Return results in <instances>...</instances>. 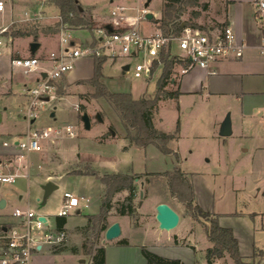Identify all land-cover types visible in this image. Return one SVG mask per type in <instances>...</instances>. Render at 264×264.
Returning <instances> with one entry per match:
<instances>
[{"label": "rangeland", "instance_id": "374dc122", "mask_svg": "<svg viewBox=\"0 0 264 264\" xmlns=\"http://www.w3.org/2000/svg\"><path fill=\"white\" fill-rule=\"evenodd\" d=\"M14 1L19 3L18 0ZM206 1L198 0L197 4L186 6L180 19L188 24L197 23L204 28L212 25L211 12L210 14L205 13L202 9V5ZM79 2L108 16L110 9L115 5V3L111 4L110 0H79ZM163 3V0L151 1L150 9L153 11L154 17L152 23L145 22L141 25L140 28L144 33L160 31L154 21L161 17ZM194 11H199V14L193 15ZM1 22L0 18V24ZM32 23L24 21L21 23L23 25H20L17 22L11 24L7 29L10 31L14 25L15 27H25ZM54 23L55 15L51 14H46L39 21L41 27ZM39 34L42 33L39 32ZM47 34L51 44H56L59 35L50 32ZM51 44L47 46L42 43L39 51L45 54L52 47ZM83 60L85 61L81 67L82 72L83 74L88 72L87 74L90 75L92 58ZM79 61L81 60L76 62L73 70L79 69ZM124 61L126 59L118 60L113 67L110 66L111 61L104 64L103 81L109 89L115 92H130L135 98L153 95L161 69H157L149 77L136 78L131 73L123 74L122 70L118 68L119 64ZM36 74L33 72L24 75L26 78L33 79ZM56 83L64 85V93H58L56 87L54 99L46 105L45 109H41L40 118L36 124L59 127L72 124L76 135L75 137L62 135L57 138L58 140L54 139V141L57 140L58 151H56L53 141H50L49 144L43 143L46 158L41 159L40 152L32 153V156L34 155L35 165L39 162L42 165V169L37 175L59 183V187L47 198H44V191L40 187H36V191L34 187L31 196H28L25 189L21 191L18 189L17 184L28 181L27 178H18L13 183L2 184L0 193L9 190L5 191V197L0 198V202L6 200V205L1 209L4 214L2 220L7 222L17 220L18 218L12 215L16 208L23 210L30 208L39 214H50V223L53 225L62 201L61 194L64 191H71L78 197H88L90 206L67 216L66 240L59 245H52L62 246L67 251L76 247L75 256H70L67 259L69 264H91V254L95 247L105 244L120 245L119 241L122 239L132 245L127 248L125 257L123 256V262L126 264H137L138 258L135 251L143 246L157 251L163 256L179 258L186 263L208 264L205 260V253L211 246V241L203 226L205 218L193 219L188 214L185 205L170 194L166 177L158 174L174 167L177 163L175 156L162 153L154 145H149L146 148L130 145L124 137V128L116 112L105 100L91 96L93 91L91 85L81 82L78 83L80 86L70 87L65 78L57 80ZM168 87L174 89L171 84ZM69 94L76 96L62 99L59 106L61 111H57L56 116L51 117L50 112L54 109L57 101ZM75 103L78 108L74 107ZM79 105H83L85 110H80ZM191 106L193 109L187 112ZM200 107L192 103L188 97H182L180 100L177 98L163 99L158 103L154 114L155 126L159 130L173 132L179 122V137L176 140H171L168 145L178 153L182 170L188 173L192 180L195 203L211 215L217 216L222 226L233 230L240 243V253L242 256L244 255L245 261L260 264L264 259V156L254 153L251 143L253 141L250 138H239L234 134L222 136L220 125L216 129L214 128L216 126L213 122L214 116L211 113L200 111ZM219 108L217 119L222 118L221 120L224 121L229 116L232 125V118L233 116L237 117V114L226 111L223 105ZM258 112L262 114L258 116ZM83 113L89 115L90 128L84 126ZM98 114L101 115L102 120L99 119ZM254 114L255 124L260 126L264 133V108L255 110ZM199 119L203 122L201 128L197 125ZM111 128H113L112 131ZM102 135L106 136V139H110L113 135L116 137L114 141L103 143L99 140ZM127 144L130 147H125H129V150L125 152L122 148ZM67 163L82 164L68 165ZM113 163L115 165H112ZM59 164L60 166H58ZM85 164H90L101 171H110L115 167L121 171L153 173L148 176V182L137 181L136 218L117 213V201L124 199L127 191L116 193L113 197V207L107 215V223L110 226L114 219H118L121 226V235L118 238L105 240L106 230H100L102 222L99 219H93L88 230L85 228L88 221L86 215H98L105 192V189L102 191L103 185L96 176L70 174L73 169L82 168ZM34 175L36 176V174ZM141 191L143 197H140ZM36 192H40L41 195ZM20 193L23 194L22 198L18 196ZM156 197L168 200L178 210L183 220L191 219L188 226L181 221L173 229L180 235L185 234V237L181 238V244L172 245L168 240L169 230L159 227L153 211V202ZM1 227L0 223V234ZM215 262V264H235L228 254Z\"/></svg>", "mask_w": 264, "mask_h": 264}, {"label": "crops", "instance_id": "0c3cea01", "mask_svg": "<svg viewBox=\"0 0 264 264\" xmlns=\"http://www.w3.org/2000/svg\"><path fill=\"white\" fill-rule=\"evenodd\" d=\"M3 1L5 2V7L3 11H0V18L2 19L0 29L5 27L8 28L11 24L17 22H19L20 25H23L21 23H24V21H26V18L28 17L27 15H30L32 13H41L44 16L46 14H51L53 16H57L59 14L58 8L49 0H18L19 3H15L14 0ZM110 2L111 4L115 3V5L123 3L132 6L141 5V2L137 3L135 0H110ZM206 3L208 4V7L204 10V12L209 14L211 12L213 24L209 25L207 28L201 26V28L199 29L205 31H217L224 26H230L236 35V44L242 47V55L240 57H236L234 55L222 57L211 63L208 68L196 67L190 69L186 73L180 72V64L177 63L174 68L175 77L172 80V82L175 81V83H172L171 85L174 86V89L178 88L180 91V95L177 99L180 100L182 97H188L191 99L192 103L201 106L200 111L211 113L215 118L213 120L216 125L214 126L215 129L219 125L221 127V124L223 122L221 120L222 118L217 119V114L220 111L219 107L221 105L225 106L226 111L237 114V117L233 116L232 118V134L236 135L239 138H250L253 141L251 143L254 153L258 155L262 154V156H264V133L260 126H257L255 124L256 119L254 114L255 110L257 111L264 108V57L260 52L262 44V34L260 23L255 17V0H207ZM80 4L83 5L82 3ZM150 4L151 2H149L148 4L149 7ZM83 9L85 11L86 17L91 20L93 24L92 26L103 25L110 20V15L108 16L107 14H104L95 8L83 5ZM151 13H153L152 10ZM181 21V24L185 25V21ZM146 22L152 23V20ZM41 33V35L38 34L37 38L40 46L42 43H45L47 44V46H49L51 42L49 40L50 38L48 37V34H44L42 31ZM145 33L148 34V32ZM57 34L59 35V32ZM4 35L7 36V46L4 55L0 57V155L2 156L15 155L20 153V149L15 145L4 146L3 143L5 141H13L14 143L15 139H21L23 135L28 131L30 122L25 118V112L28 104V95L24 92V89L26 87L34 86L38 80V74H36L33 79L26 78L25 75H28L29 73L26 74L22 71V69L13 67L12 65V59L15 57L32 55L30 52V43L34 41L33 36L25 35L12 37L11 35L5 33ZM86 37L87 35L85 32L79 33V38L82 42H85ZM58 44L59 36L56 44H51L52 47H50V49L45 52V54H42L41 51H39V47L34 55L46 56L49 51L56 49L58 47ZM80 60V65H78L79 69H75L73 71L71 70L63 77L67 80L70 87H74L77 85L80 86V84L78 83L90 79L93 76L94 60L92 59V70L90 75L87 74L88 72L86 74H83L81 67L82 64H84L83 61L85 60ZM108 62L110 61L105 62V64H107ZM115 63L117 62H111L110 66L113 67L114 65H116ZM118 68L120 69V65ZM122 73L125 74L123 71ZM144 77L147 76H143L140 78ZM73 96L76 95L69 94L63 98H60L54 106V109L50 112V116L55 117L57 111L61 109V107L59 106L62 99ZM192 109V106L189 107L187 109V112H190ZM261 114L262 113L260 112L257 113L258 116ZM202 124L203 122L199 119L197 121L198 127L201 128ZM115 137L116 136L113 135L110 139L107 138L101 142L105 143L106 141H114ZM57 140L54 141V139H49L45 140L43 143L47 142L49 144L50 141H53V143L55 144L54 147L56 151H58V148L56 147ZM127 146H129V144L125 145L122 150L125 152L128 151L130 146L128 148H125ZM44 151L45 150H42V152H40L41 159L46 158V152ZM27 159H29V161L33 164L30 177L27 178L28 181H22L21 183H18L17 187L20 191L25 189L28 196H31L34 187L35 191L36 187H40L44 191L43 186L49 180L47 179V177L42 178L41 176L37 175L38 172L42 169V165L40 164V162L36 165L34 164V155L32 156V153L28 155ZM23 163L24 161L22 162V164ZM20 164L21 163H19V165ZM38 164L41 166L40 168L37 167ZM73 164L77 165L82 163H71L68 165ZM112 165L115 164L113 163ZM58 166H60V164ZM130 171L131 170L121 171L117 170V168L114 167L113 170H105L101 172L111 173ZM34 174H36V176ZM62 177L63 175L61 176V178ZM57 184L59 187V183ZM1 185L2 184H0V188ZM104 189L105 187L103 185L102 191ZM5 191L8 192L9 190H4L3 193H0V198L5 197ZM36 193L40 194V192ZM18 196L19 198H22L23 194L20 193L18 194ZM39 197H37L38 200H40ZM161 202L168 203L178 213V210L168 200L159 199L156 197L153 202V211L155 215L156 206ZM138 207V209H140V206ZM1 209L2 206H0V223L2 224L0 234V248L2 242L4 241L1 238V235L6 231L8 226H11L13 223L17 222V220L8 222L3 221L2 218H4V214L1 212ZM78 212L80 211H77V213ZM40 214L48 215V218L50 215L47 213ZM190 220V218L183 220V218L180 216V222L183 221L186 226L190 224ZM114 222H118V219H114L112 223ZM66 225L67 223L65 224L63 230L68 229ZM55 227L56 224L54 222V224L51 225L50 228ZM184 237L185 234L180 235L178 231L170 230L168 233V240L172 245L181 244V238ZM238 245L240 251L239 241ZM50 246L51 245H45L42 249L34 251L32 264H69L70 262L67 259H69L70 256H75L74 253L67 250L53 252V246ZM104 246L106 249L105 264H126L123 262V256L127 248L132 246L129 242L127 245L105 244ZM137 250L138 251H135V255H137L138 258L137 264H145L146 260L142 255L141 248H138ZM156 253L160 254L157 251ZM215 263L216 262H213L212 264ZM260 264H264V259Z\"/></svg>", "mask_w": 264, "mask_h": 264}, {"label": "built area", "instance_id": "2783aa9c", "mask_svg": "<svg viewBox=\"0 0 264 264\" xmlns=\"http://www.w3.org/2000/svg\"><path fill=\"white\" fill-rule=\"evenodd\" d=\"M140 6L116 4L109 12L110 20L99 26L71 28L63 21L62 16H55L59 22V44L46 56L28 55L12 59L13 67L20 68L26 74L36 72L38 80L32 87H26L28 104L25 118L30 122L28 131L14 143L5 141L4 146L15 145L20 153L15 155H0V184L13 183L16 179L29 178L33 164L27 159L31 153L42 152L43 142L62 135L75 137L71 124L63 127L46 125L39 126L36 121L41 109H45L56 94L57 80L62 79L75 67L78 60L84 58L102 57L107 61L121 62L120 69L125 74L136 78L151 76L153 65L157 62L162 66V54L180 64V72L190 69L208 68L214 61L227 56L240 57L242 47L236 44V35L230 26H224L217 31H205L190 25H182L179 32L169 35L162 31L144 33L141 24L150 21L147 13L151 12L145 4L152 0H135ZM5 2L0 0V11ZM26 21L39 22L44 15L32 13ZM255 17L261 26L262 44L260 52L264 57V0H255ZM152 20V19H151ZM110 27V28H109ZM7 27L0 29V57L4 55L7 46ZM85 32V42L79 38V33ZM128 66L127 69H124ZM78 108V105H75ZM24 163L22 164V162ZM19 163H21L19 165ZM38 168L41 166L38 164ZM88 197H78L71 191H64L62 201L56 216H69L89 207ZM13 216L17 222L8 226L1 235L4 240L0 248V264H32L33 253L45 245H59L66 240L63 229L50 228L48 215L46 220L39 219L34 210L16 208Z\"/></svg>", "mask_w": 264, "mask_h": 264}, {"label": "trees", "instance_id": "16d2710c", "mask_svg": "<svg viewBox=\"0 0 264 264\" xmlns=\"http://www.w3.org/2000/svg\"><path fill=\"white\" fill-rule=\"evenodd\" d=\"M59 10L63 21L71 28L92 27V22L86 17L85 11L78 0H49ZM162 14L159 19H155L158 27L163 34L169 35L171 33L179 32L182 28L181 15L186 9V6L197 4L198 0H163ZM208 4L204 3L202 9H207ZM199 11H194L193 15H198ZM59 22L54 24L40 26L39 22H34L32 25L26 27L16 26L5 32L12 37L14 36H33V40L37 41L39 32L47 34L48 32L57 34L59 32ZM195 28H201L197 23L188 24ZM94 73L90 79L81 81L93 87L91 96L96 99H103L111 105L120 119L125 133V138L130 145L141 148H146L149 145L156 146L162 153L167 155H174L177 163L171 170H167L158 174L166 177L169 192L172 196L181 201L188 214L195 220L201 217L205 218L203 223L208 239L211 241V246L206 250L205 260L208 264H212L217 259L223 258L228 254L235 264H253L247 262L244 256L239 251L238 240L231 228L222 226L217 216H213L207 211L203 210L201 206L195 203V194L192 180L188 173L182 170L179 164V155L171 147L169 142L176 140L179 137L180 126L179 122L173 132H165L159 130L155 126L154 114L157 110L158 103L163 99L178 98L180 91L178 88L170 89L169 84L174 79V68L177 62L170 59L165 53L162 54L161 74L158 77L156 84V91L153 95H146L140 98H134L130 92H115L103 81L104 64L106 60L102 57H95L94 59ZM160 65L156 62L151 74L153 75ZM57 92L64 93L63 84H57ZM80 110H85L83 105H79ZM113 128H111L112 131ZM111 133V132H110ZM108 133V134H110ZM106 139V136H101L100 141ZM70 174L76 175H92L99 178L101 183L105 186V192L101 201V209L98 215H86L87 223L86 230L91 227L93 219H99L102 222L100 230H106L109 225L107 223V215L113 207V197L116 193L127 191L124 199L117 201V213L119 215H128L131 218H136L137 209L135 206V199L137 196L138 185L137 181L148 182V176L153 173L144 172H104L98 169L85 165L82 168H75ZM144 177V178H143ZM137 222V220H135ZM134 224L136 225V222ZM67 223L66 216H56L55 224L57 229H64ZM177 242V241H176ZM120 245H127L128 241L122 239L119 241ZM66 250L62 246H53V252ZM142 254L146 260L145 264H187L179 258H171L162 256L146 246L141 248ZM72 253H76V247L71 248ZM106 249L104 245L94 248L91 254V264H105Z\"/></svg>", "mask_w": 264, "mask_h": 264}, {"label": "water", "instance_id": "95a60500", "mask_svg": "<svg viewBox=\"0 0 264 264\" xmlns=\"http://www.w3.org/2000/svg\"><path fill=\"white\" fill-rule=\"evenodd\" d=\"M149 1L145 4V6H148ZM148 19H153L154 15L153 13L149 12L147 13ZM110 28V27H109ZM40 47V43L38 41H32L30 43V52L32 55H34L37 51V49ZM128 66H125L124 69H127ZM99 119L102 120L101 115L98 114ZM82 121L84 123V126L86 128H90L91 122L89 115L87 113H83L82 115ZM220 134L222 136H230L232 134V125L231 120L229 116H227L224 121L221 124L220 127ZM58 188V184L53 181H48L44 186V198H47L55 189ZM140 196L143 197V192L141 191ZM5 205V200H2L0 202V206ZM155 218L159 224V227L165 230H173L175 229L179 222H180V216L177 213L175 209H173L168 203L161 202L156 206V215ZM39 219L42 221H45L46 218L41 215L39 216ZM121 235V227L118 222L112 223L105 231V240H112L115 238H118Z\"/></svg>", "mask_w": 264, "mask_h": 264}]
</instances>
